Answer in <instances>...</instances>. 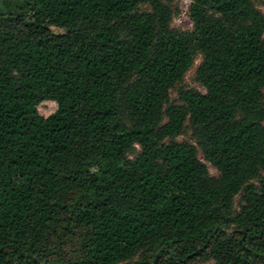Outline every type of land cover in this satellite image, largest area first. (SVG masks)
<instances>
[{
    "label": "trees",
    "instance_id": "trees-1",
    "mask_svg": "<svg viewBox=\"0 0 264 264\" xmlns=\"http://www.w3.org/2000/svg\"><path fill=\"white\" fill-rule=\"evenodd\" d=\"M176 13L0 0V264H264V16L190 0L177 32ZM197 55L205 93L171 103Z\"/></svg>",
    "mask_w": 264,
    "mask_h": 264
},
{
    "label": "rangeland",
    "instance_id": "rangeland-1",
    "mask_svg": "<svg viewBox=\"0 0 264 264\" xmlns=\"http://www.w3.org/2000/svg\"><path fill=\"white\" fill-rule=\"evenodd\" d=\"M161 1L165 2L166 0H161ZM252 2L264 16V0H252ZM172 4L175 7L177 13L172 17L171 22H170V27L177 32L191 31L192 22L190 21L189 14H188L190 0H172ZM53 32L57 34H62V31L57 30V29H53ZM200 61H201V57L197 55L192 66L185 72L183 76V80L169 92L171 103H174V104L179 103L178 92L183 89H192L200 93H205L204 88L200 86L198 83H196L194 80L195 71ZM37 110H38L39 115L46 118L55 112L56 105L53 102L46 101V102L41 103L38 106ZM176 141L186 142L191 145H195V142L191 138V134L189 131H186L183 135L179 136L176 139ZM138 152H139V149L135 148L134 153L131 156L134 157ZM205 165L208 169V173L211 176H217V172L215 169H213L207 163H205ZM251 183L257 188L258 183L256 180L251 181ZM239 205H240V197L237 196L234 200V209L237 210L239 208ZM206 264H213V263L208 262Z\"/></svg>",
    "mask_w": 264,
    "mask_h": 264
}]
</instances>
